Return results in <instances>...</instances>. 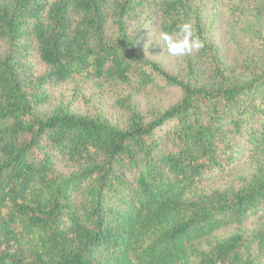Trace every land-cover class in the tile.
Returning <instances> with one entry per match:
<instances>
[{"label": "trees", "instance_id": "16d2710c", "mask_svg": "<svg viewBox=\"0 0 264 264\" xmlns=\"http://www.w3.org/2000/svg\"><path fill=\"white\" fill-rule=\"evenodd\" d=\"M207 1L0 0V264H261L264 230L242 227L264 218V72L223 66ZM230 1V23L263 25L264 0ZM153 26L185 47L177 73L144 52ZM88 85L116 116L75 107Z\"/></svg>", "mask_w": 264, "mask_h": 264}, {"label": "rangeland", "instance_id": "374dc122", "mask_svg": "<svg viewBox=\"0 0 264 264\" xmlns=\"http://www.w3.org/2000/svg\"><path fill=\"white\" fill-rule=\"evenodd\" d=\"M201 10L205 19L215 18L218 24V29L214 33V41L216 45V55L221 58L223 66L227 67L232 63L234 75L237 79L249 78L253 74L264 72V17H260L262 26L253 24L252 28H248L241 21L229 22L228 11L232 7L230 0H217L216 2L207 1L201 5ZM256 25V28L254 26ZM135 31V30H134ZM260 31V36L253 37L251 34ZM140 33V42L143 45L144 52L151 60L158 61L164 69L170 73H177L182 69V62L179 54L185 47L177 38L166 39L159 34L157 26H153L148 30H136ZM132 33V31H131ZM231 33V36L229 35ZM188 53H195L193 48L188 47ZM202 69L204 70L203 77L209 74V62L201 61ZM94 100L91 106H87L82 101H78L75 107L79 111L94 112L103 111L110 118L116 116V110L111 106V97L107 94L99 96L91 85L86 87ZM70 92L66 89H53L51 91L52 102L60 100L67 101ZM101 98V99H100ZM177 98V92L167 88L163 93L151 92L144 90L137 96V102L140 109H144L148 104H154L159 109H164L171 105ZM100 99V100H99ZM253 166L249 158L246 157L239 161L232 173L216 177L210 184L213 188L237 187L238 176L249 177L253 172ZM246 236L251 237L254 231L264 230V218L250 219L245 226L242 227ZM236 229V228H235ZM234 228L226 229L218 234V238L224 239L228 237ZM253 249H257L254 248ZM252 249V250H253ZM258 259L261 264H264L263 253L257 252Z\"/></svg>", "mask_w": 264, "mask_h": 264}]
</instances>
